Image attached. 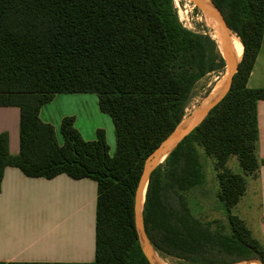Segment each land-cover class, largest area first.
I'll use <instances>...</instances> for the list:
<instances>
[{
  "label": "trees",
  "instance_id": "obj_1",
  "mask_svg": "<svg viewBox=\"0 0 264 264\" xmlns=\"http://www.w3.org/2000/svg\"><path fill=\"white\" fill-rule=\"evenodd\" d=\"M211 2L243 44V58L227 95L151 175L145 230L173 264H264V243L230 213L246 179L226 169L233 156L245 176L260 166L257 105L264 89L247 83L262 47L264 0ZM217 40L185 28L174 0H0V107L21 115L17 156L8 133L0 135V193L8 167L28 178L91 179L98 189L95 260L80 264H151L136 228V191L146 160L184 120L198 84L224 74ZM61 94L97 95L114 125L113 156L103 129L86 141L72 117L62 120L58 143L40 113ZM198 147L219 171L228 230L193 214L189 195L205 178Z\"/></svg>",
  "mask_w": 264,
  "mask_h": 264
},
{
  "label": "crops",
  "instance_id": "obj_2",
  "mask_svg": "<svg viewBox=\"0 0 264 264\" xmlns=\"http://www.w3.org/2000/svg\"><path fill=\"white\" fill-rule=\"evenodd\" d=\"M247 87L264 89V37ZM46 110L44 106L40 118L54 127L60 145L62 120L72 117L86 141L95 140L96 131L104 128L113 155L114 125L100 127L89 124L88 115H52ZM20 117L19 108L0 107V135L8 133L12 156L20 153ZM257 123L260 166L236 211L264 243V100L257 105ZM97 196V183L91 179L73 180L67 175L51 180L28 178L17 168H6L0 193V263L94 262Z\"/></svg>",
  "mask_w": 264,
  "mask_h": 264
},
{
  "label": "rangeland",
  "instance_id": "obj_3",
  "mask_svg": "<svg viewBox=\"0 0 264 264\" xmlns=\"http://www.w3.org/2000/svg\"><path fill=\"white\" fill-rule=\"evenodd\" d=\"M174 4L178 16L182 20V25L185 28L193 31H203L205 29V31H207L211 36L213 35L214 29L208 26L207 22L205 21L204 12L200 10L196 3H194L192 0H174ZM225 80V72L221 77L210 75L203 79L195 89L194 97L190 102L189 108L187 110V115L185 116L183 121H187L192 113L198 108V106L204 103L205 100H207L214 93V90L217 87L219 90ZM211 88V92L206 96V92ZM46 106V112L49 111L52 115H88L89 124L92 123V125H98L100 127H107L108 124L113 126L112 119L108 115L100 111L99 99L95 94H61L57 95V98ZM58 137L62 141L61 145H63V137L61 136L59 130ZM114 153L115 149L114 151H112L113 155ZM198 153L203 164L205 178L204 184L201 187L195 189L194 192L189 195L193 202V214L205 223L213 224L214 227L215 225L218 226L221 224L226 230H228V210L219 198L220 183L217 178L219 171L215 169L214 159L207 156L202 148L198 147ZM226 169L230 170L232 174L244 176L246 179V191L244 195L240 198L237 205L230 210V213L233 216H236V207L238 206V204H240L243 197L246 195L249 179L254 178L256 174L245 176V173L239 164V160L235 156L231 157L226 163ZM215 221L220 223L215 224ZM245 224L247 225L246 222ZM251 227L253 228L252 225ZM248 229L250 230L249 227ZM250 232L252 233V236L254 238L259 240L257 236L255 237L254 233L251 230ZM149 250L158 264H173L170 259L159 254L157 251H155L154 248L152 249V247L149 246Z\"/></svg>",
  "mask_w": 264,
  "mask_h": 264
},
{
  "label": "water",
  "instance_id": "obj_4",
  "mask_svg": "<svg viewBox=\"0 0 264 264\" xmlns=\"http://www.w3.org/2000/svg\"><path fill=\"white\" fill-rule=\"evenodd\" d=\"M200 8L199 4L192 0ZM208 7L200 8L201 11L206 12ZM210 14L218 20L220 23V37L218 44L219 52L224 60L225 64V74L226 80L224 81L222 87L218 91V94L214 100L210 103H202L198 108L192 113L190 118L184 122L182 121L179 126L159 145V147L148 157L145 162L143 172L140 178V182L136 191L135 196V223L137 232L139 235L140 243L144 254L148 258L151 264H155L152 260L149 246L152 247L144 223V204L146 200V192L149 184V180L153 172L169 157L173 150L181 143V141L188 136L196 127H198L201 122L206 118L208 113L227 95L232 87V83L235 77V74L238 72L241 59L239 60L233 45V35H235L229 26L227 25L222 13L213 5L211 2L210 5ZM236 36V35H235ZM237 37V36H236ZM238 38V37H237ZM201 119L200 122L197 121ZM197 123L190 131L187 130V123ZM145 195V196H144ZM143 198H145L144 203ZM245 264L258 263L260 262H242ZM240 264V263H238Z\"/></svg>",
  "mask_w": 264,
  "mask_h": 264
},
{
  "label": "bare ground",
  "instance_id": "obj_5",
  "mask_svg": "<svg viewBox=\"0 0 264 264\" xmlns=\"http://www.w3.org/2000/svg\"><path fill=\"white\" fill-rule=\"evenodd\" d=\"M184 1V0H183ZM195 2H197V4H199L200 8L203 9L204 7H208V9L206 10V12H204L205 14V21L207 22L208 26L211 27L213 30V34L220 37V23L218 22V20L216 18H214L211 14H210V6L207 3V0H195ZM204 21V20H203ZM199 24V23H198ZM199 26V25H198ZM233 45L237 54L238 59L240 60L243 56V52H244V46L241 43L240 39L236 38L235 35H233ZM220 90V89H219ZM218 87L214 90V93L207 99L205 100L204 103H210L214 100V98L216 97V95L218 94ZM196 102V101H195ZM194 108V107H193ZM201 119H199L197 121L200 122ZM186 122V121H184ZM197 123H192V122H188L187 123V130L190 131L193 127L196 126ZM145 196V195H144ZM145 198H143V202L144 203ZM157 250V249H156ZM151 253V252H150ZM152 260L155 264H158L156 262V260L154 259V257L152 256ZM240 264H245V263H240ZM250 264H256V263H250Z\"/></svg>",
  "mask_w": 264,
  "mask_h": 264
},
{
  "label": "built area",
  "instance_id": "obj_6",
  "mask_svg": "<svg viewBox=\"0 0 264 264\" xmlns=\"http://www.w3.org/2000/svg\"><path fill=\"white\" fill-rule=\"evenodd\" d=\"M179 19H180V17H179ZM180 21H181V23H182V20L180 19Z\"/></svg>",
  "mask_w": 264,
  "mask_h": 264
}]
</instances>
